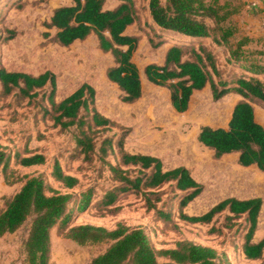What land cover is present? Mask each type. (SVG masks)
<instances>
[{"label": "trees", "instance_id": "trees-1", "mask_svg": "<svg viewBox=\"0 0 264 264\" xmlns=\"http://www.w3.org/2000/svg\"><path fill=\"white\" fill-rule=\"evenodd\" d=\"M71 1L69 5L57 7L46 22L48 28L55 29L53 38L59 44L69 46L95 34L99 47L114 56V64L108 68L107 76L122 91V100L126 103L139 100L143 94V81L133 57L141 37L127 33L128 27L139 19L135 0H121L114 8H106V0ZM243 6V0H150V13L157 27L187 41L172 44L164 62L149 63L144 72L151 83L170 89L172 106L181 113L190 108L194 93L207 86L211 87L214 100L231 92L239 94L242 98L235 104L227 127L202 126L198 140L213 150L216 158L236 153L240 165L256 166L264 171V124L257 121L255 114V104L264 103V50L253 48L259 38L241 34L235 16ZM208 41L211 45L206 43ZM164 42L160 37L155 45ZM214 45L223 46L229 52L232 68L240 72L225 73L220 68ZM48 84L51 90L47 98L55 124L62 128L77 126L80 132L77 143L86 158L96 149L104 156L115 143L120 148L119 163L108 162L113 185L96 202L97 206L114 215L121 207L117 204L133 194L166 223L173 222L175 212L164 210L159 204L170 205L174 200L178 202V218L189 223L208 224L226 211V223L217 232L223 228L233 229L236 221L245 216L243 253L249 260L264 258V236L254 241L264 203L262 197H229L207 212L191 215L185 208L202 192L203 186L188 167L165 168L162 159L155 155L132 153L124 148L123 136L118 142L106 137L97 147L96 128L110 125L111 120L96 110V91L92 85L84 83L57 102V80L51 71L33 75L0 68L3 93L10 94L19 89L22 96L32 98ZM14 157L26 167L41 165L47 160L42 153L22 156L16 152L12 155V151H7L0 143V171L7 169ZM53 176L70 189L79 183L77 177L64 172L57 160ZM167 185L169 191L163 190ZM91 189L82 192L81 199L73 201V194L53 188L42 175L27 177L0 213V237L17 231L32 217L25 242L27 264H50L51 234L55 228L80 245L110 243L103 253L86 264H124L127 261L132 264H231L214 247L192 240H181L175 247L157 250L142 226L131 227L120 222L109 229L91 223L71 224L72 202L87 206ZM159 256L168 260L160 261Z\"/></svg>", "mask_w": 264, "mask_h": 264}, {"label": "rangeland", "instance_id": "rangeland-1", "mask_svg": "<svg viewBox=\"0 0 264 264\" xmlns=\"http://www.w3.org/2000/svg\"><path fill=\"white\" fill-rule=\"evenodd\" d=\"M119 2L107 0L106 7L113 8ZM68 3L69 0H0V68L33 75L51 71L57 80V102L84 83L92 85L96 91V110L111 120L110 125L96 128L97 147L106 137L118 142L123 136L124 148L132 153L155 155L162 159L165 168L188 167L203 189L185 208L187 213L202 214L229 197H262L264 201V171L256 166L240 165L236 153L216 158L214 151L198 140L202 126L227 127L233 107L242 97L231 92L214 100L211 87L207 86L194 93L190 108L181 113L172 106L170 89L155 85L146 78L144 69L147 64L163 63L172 44L187 41L155 25L150 0H135L139 19L128 29L129 34L141 37L133 59L140 69L143 94L134 103L124 102L122 91L108 78L107 70L114 64V56L99 47L97 36L92 34L69 46L61 45L53 38L55 29L48 28L46 22L57 7ZM160 37L165 42L156 46ZM213 48L225 73L240 72L232 68L229 52L223 46L214 45ZM253 48L264 50V35L253 44ZM262 78L264 80V75ZM50 90L48 84L39 90L37 97L30 98L22 96L19 89L10 94L3 93L0 85V143L7 151H12V155L16 152L22 156L42 153L47 159L44 164L26 167L14 157L8 168L0 171V213L22 188L27 177L42 175L53 188L73 194V201L81 199V193L92 188L87 206L72 202L73 225L91 223L112 229L121 222L131 227L142 226L157 250L175 247L181 240H192L214 247L231 264L264 262V258L249 260L243 253L245 216L236 221L233 229L223 228L217 232L226 223V211L208 224L189 223L178 218V202L174 200L170 205L159 204L160 208L175 212L173 222L166 223L133 194L117 204L121 207L114 215L97 206L96 202L113 185L108 162L119 163L120 148L115 143L104 156L96 149L86 158L77 143L80 134L77 126L62 128L55 124L47 98ZM255 114L257 121L264 124V103L255 104ZM56 160L66 174L79 179L76 187L67 188L54 178ZM163 190L169 191V186ZM31 220L32 217L17 231L0 237V264H27L25 242ZM263 236L264 206L254 241ZM109 245L108 242L80 245L55 228L51 234L50 264H86ZM159 260L168 259L159 256ZM124 264L132 263L127 261Z\"/></svg>", "mask_w": 264, "mask_h": 264}, {"label": "crops", "instance_id": "crops-1", "mask_svg": "<svg viewBox=\"0 0 264 264\" xmlns=\"http://www.w3.org/2000/svg\"><path fill=\"white\" fill-rule=\"evenodd\" d=\"M69 1H70V3L64 4V5H69L72 3L71 0H69ZM120 2H121V0H120ZM243 2H244V6H243L241 12L235 16L236 23H237L238 27L240 28L241 33L260 38L261 35H264V0L263 1L262 0H243ZM105 6H106V4H105ZM106 8H108V7H106ZM129 27H128V29H129ZM128 29H127V33H128ZM206 43L208 45H211L212 42L208 41ZM263 206H264V203H263ZM263 206H262L261 212H263Z\"/></svg>", "mask_w": 264, "mask_h": 264}]
</instances>
